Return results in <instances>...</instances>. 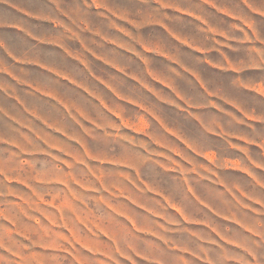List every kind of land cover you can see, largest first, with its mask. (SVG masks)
<instances>
[{
    "label": "rangeland",
    "instance_id": "1",
    "mask_svg": "<svg viewBox=\"0 0 264 264\" xmlns=\"http://www.w3.org/2000/svg\"><path fill=\"white\" fill-rule=\"evenodd\" d=\"M208 1L0 0V264H264V71Z\"/></svg>",
    "mask_w": 264,
    "mask_h": 264
},
{
    "label": "crops",
    "instance_id": "2",
    "mask_svg": "<svg viewBox=\"0 0 264 264\" xmlns=\"http://www.w3.org/2000/svg\"><path fill=\"white\" fill-rule=\"evenodd\" d=\"M208 3V0H202ZM244 2V15L226 16V20L232 24V29L236 28V37L231 36L230 33H220L226 39H234L237 41L236 50L238 59L234 67L228 66L230 64L229 58L224 52H221L224 58V68L232 69L239 72L260 73L264 71V30L262 24L264 23V4L259 0H242ZM235 27V28H234ZM207 61L214 64L209 58ZM223 262V259H222ZM239 262L246 264L245 259L238 260L226 257L224 264H232ZM256 264L255 261L250 262Z\"/></svg>",
    "mask_w": 264,
    "mask_h": 264
}]
</instances>
